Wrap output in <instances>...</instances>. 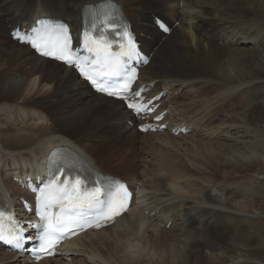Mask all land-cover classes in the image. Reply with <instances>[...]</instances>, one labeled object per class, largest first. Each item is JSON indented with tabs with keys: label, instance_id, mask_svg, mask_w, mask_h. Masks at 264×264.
<instances>
[{
	"label": "bare ground",
	"instance_id": "bare-ground-1",
	"mask_svg": "<svg viewBox=\"0 0 264 264\" xmlns=\"http://www.w3.org/2000/svg\"><path fill=\"white\" fill-rule=\"evenodd\" d=\"M102 1L0 0V200L16 205L18 198L28 195L7 177L6 169L19 164L13 176L44 171L48 153L56 146L70 147L109 175L96 160L98 151L111 154L128 147L125 159L131 153L135 156L138 142L157 150L156 142L148 138L134 139L139 135L124 125L131 114L121 102L92 93L71 69L38 57L10 38L16 24L25 25L40 16L79 26L82 7ZM113 1L133 21L145 49L154 51L140 73L141 82L159 80L154 91H170L163 100V108L170 110L167 121L185 123L193 128L191 133L202 130L206 138L225 139L226 144L215 149L225 147L227 153L213 150L201 139L189 148L181 142L173 146L183 158L173 160L169 154L174 151L166 154L168 160L164 154L159 160L152 157L154 163H164L157 169L144 166L148 175L141 173L143 179L132 176L126 181L133 189L140 186V193L149 191L143 198L150 203L144 207L140 202L112 226L75 238L66 252L72 261L80 258L77 264H234L259 235L248 231L247 217L260 215L264 203V186L252 181L254 186L248 187L254 177L249 173L259 175L264 170V0ZM155 12L179 22L164 41L150 24ZM248 43L252 47L247 48ZM184 87L196 93L190 103L175 95ZM179 114L181 119L171 120ZM31 120L40 123L37 128ZM191 133L171 138L185 143ZM159 134L163 133L154 135ZM168 135H161L163 143ZM10 146L21 151L9 157L4 150ZM110 154L106 156L118 162L121 170L131 166ZM184 179L196 182V188L186 190V184H179ZM146 211L155 212V219ZM177 219L182 228L172 234ZM169 222L172 230L166 231ZM251 226L257 230L258 225ZM15 256L16 264H26ZM50 262L59 264L61 259L40 264Z\"/></svg>",
	"mask_w": 264,
	"mask_h": 264
},
{
	"label": "snow or ice",
	"instance_id": "snow-or-ice-1",
	"mask_svg": "<svg viewBox=\"0 0 264 264\" xmlns=\"http://www.w3.org/2000/svg\"><path fill=\"white\" fill-rule=\"evenodd\" d=\"M160 26L165 32L168 31L165 25ZM119 35L124 42L118 44L121 49L118 52L113 50L112 42L103 34L98 37L86 36V57L71 47L69 28L62 23L38 21L31 33L16 34V38L30 44L40 55L61 60L77 69L97 91L124 101L137 117L142 118L154 112L155 108L150 107L151 101L143 102L141 93L144 89L132 88L137 72L129 61L133 57H139V50L127 29ZM143 62L147 63V60ZM156 119L162 120L163 117L157 116ZM141 130L147 131L148 128ZM55 162L58 165L56 173L46 182H41L39 186L29 184L30 190L36 194V214L41 221L39 224L29 225L37 229V259L42 254H53L55 245L65 236L77 234V229L83 231L111 223L128 210L131 199L127 186L120 181L97 175L95 182L89 187L79 175H66V169L70 166L67 162ZM5 217L6 213L0 211V241L14 248L23 247V242L27 239L23 227L16 221L14 214H7L10 228L6 231Z\"/></svg>",
	"mask_w": 264,
	"mask_h": 264
},
{
	"label": "rangeland",
	"instance_id": "rangeland-1",
	"mask_svg": "<svg viewBox=\"0 0 264 264\" xmlns=\"http://www.w3.org/2000/svg\"><path fill=\"white\" fill-rule=\"evenodd\" d=\"M246 46H248L247 48L252 47V45L251 44L249 45V43ZM18 72H20V71H18ZM20 73L23 75V72H20ZM173 92H174V90H173ZM51 93H53V91ZM37 94H39V93H36V95ZM194 94L196 95V93L193 92L191 89H189L188 87H184L182 89L180 88V90L178 92H176L175 95H176V97H178V95H182L184 97V99H182V101H186L187 103H190V101H193L191 98H192V96ZM172 99H174V97H172ZM260 107L261 106L258 105L257 108H256L257 109V112H258V115H261V113L263 112V109H261ZM180 115L181 114L175 115L174 116L175 118L172 117V119H176V118L181 119L182 116H180ZM254 119H261V118L258 117V118H254ZM31 121L29 123L32 124V125H34L36 128L40 124L39 122H37V120L36 121L35 120H31ZM217 121H218V119H217ZM100 124H102V123H100ZM96 126H98V125H96ZM202 133L203 132L197 133V134L191 133V139L186 140L185 143H183V141H180V140H176L174 142L172 140V138H171L172 136H169L168 135L169 133H163V134H161V135H168L169 139H171V140L168 139L167 142H165V143H163V139H164L165 136L163 137L160 134H159V136H155L152 133L151 134H140L139 133V136H136L134 139H143L144 137L145 138H148V140H151L152 143L156 142L157 145L154 144V146L158 147V148H156L157 150L156 151H154V150L153 151L152 150L150 151V149H148L147 147H145V145L142 142L141 143L138 142V144H136L134 146V149H133V152H134L135 156L133 155V153H131L129 155L130 158L127 157V158L124 159V156H126L128 154V151L129 150H128V147L127 146H126L127 148H123L121 146L122 148L117 149L115 151V153H111V154H110V152L107 153L106 150H104V151H102V150L101 151H98L96 153V158H97L96 160L99 163V165L101 166L102 170H104V171H107V172H109L111 174L120 176V177L125 178V179H132V176H139V179L141 180V179L144 178L142 174L148 175V171H149L144 166L150 167L152 169H157V167H159L161 164L164 163V162H159L158 164L157 163H154L155 161L153 162V160H151L152 157L157 156V158L159 160L160 159L159 157H162V155L164 154L163 157L166 158L165 160H168V157H166V154L172 153L174 151L172 154H169V155H172L173 160H176L178 157L179 158H183V154H181V155H180V153L177 154V152L175 151L176 148L173 147V146L177 145L178 142H181L185 148H189V147H191V144H198L197 142H199L201 139H204V143L207 144V145H209V146H211L213 148V150H215V151L222 150L224 153H227V149H225V147H222V148L219 147V148L215 149L216 145L226 144V140L225 139L216 141L217 140L216 138H206V137H204L202 135ZM214 139H215V141H214ZM6 141H8V140H6ZM8 142H11V141H8ZM12 143L13 144H16V145H19V146H22V147H24L26 149H30V147H31L30 145L21 144V143H18L16 141H14V140H13ZM9 149L10 150H6V151L4 150V152H6L9 155V157H11L10 155H16L18 153L17 151H21V148L18 147V146H10ZM189 152L191 153L192 150H190ZM109 154H110V157L111 158L116 157L117 159H124V161L128 162L129 165L131 163V166L130 167L128 166L125 171L121 170V168L119 167V163L118 162H116V161L114 162L113 159H110V158H108L106 156V155H109ZM215 157L217 159L220 158L221 157L220 153L216 154ZM191 159H193V158H191ZM23 162H22V165H24V163H25V162L24 163ZM187 163L191 166V163H189V162H187ZM17 165H18V167L20 166L19 164H17ZM17 165H13L14 167L12 166L11 167L12 169L11 168H8L7 169V171L9 172V176L12 177L11 178V181H13V177H14L13 176V173H14L13 170H14V168L17 167ZM145 171H146V173H145ZM261 172L262 173L259 174V175H256L254 172L249 173L251 176H254V177H252V180L249 181V183H251V185L248 183V187L254 186L253 182H257V181L260 183L259 186H264V185H262V183L264 184V170H262ZM187 183H188L187 182V179L181 180L179 182V184H184V185L186 184V187H187L186 190H190V189L196 188V186H194L196 184V182H194L193 184L192 183H188L187 184ZM19 190L21 192V189H19ZM143 193L144 194L141 196V198L144 199V204L145 205H142V206L146 207V203L149 204L150 201H148L146 199V197L143 198V196L146 193H149V191H147V192L145 191ZM263 206H264V203H263V205L261 207V213H260V215L259 214L258 215H251V216H248L247 217L248 220H247V224H246L247 226L246 227H248V231H252L254 234H256V232H258L259 235H257V237H255V238H253V241L250 244L251 246L245 247V252L243 253V256L241 257L242 259L236 260V262L234 264H264V207ZM171 213H173V212H171ZM145 215H147V216H150L151 215L150 217L153 216L152 218H154L155 213H152V214L149 215V211H146L145 212ZM129 217L130 216H128V218ZM127 221L128 220L126 219V221H124V224H127L128 223ZM180 224H181L180 220L177 219V222H176V225H175V228H176L175 230L176 231L174 230L172 232V234H176V233H179L180 232V228H182V225H180ZM162 225H163L162 227H164V224H162ZM251 225H253V226L258 225L259 228L257 226V230H256ZM250 227H252V228H250ZM170 230H172L171 229V223L167 224V226H166V231H170ZM0 252H1L0 253V260L2 259L1 261H4V262L6 261L5 264H7V262H12V263H8V264H13V262H15V264L17 263V261H16V258L17 257L15 256L16 254L9 253L7 255L6 254L7 252L3 251L2 249H0ZM3 254H4V256H3ZM9 255H10V257H9ZM14 256H15V259H14ZM5 257H6V259H5ZM11 257L14 259L13 261H12V258ZM9 259L11 261H9ZM79 259L80 258L73 259V261H72V259L66 257L64 259H61V262L59 264H61V263L62 264H75V263L77 264V263H79L78 262ZM81 260H84L85 261V259L83 257L81 258ZM74 261H75V263H74ZM1 263L3 264V262H0V264ZM85 263L88 264L87 262H85ZM49 264H55V263L50 262ZM120 264H123V263H120Z\"/></svg>",
	"mask_w": 264,
	"mask_h": 264
}]
</instances>
